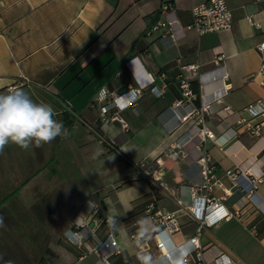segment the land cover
Instances as JSON below:
<instances>
[{
  "label": "crops",
  "instance_id": "0c3cea01",
  "mask_svg": "<svg viewBox=\"0 0 264 264\" xmlns=\"http://www.w3.org/2000/svg\"><path fill=\"white\" fill-rule=\"evenodd\" d=\"M164 1L0 0V94L22 90L34 102L50 104L57 113L54 119L67 129L66 137L41 147L33 144L24 150L9 143L0 153V172L11 169L18 185H31L44 173L70 172L61 157L69 149H87L85 165L78 158L70 161L77 173L70 184L72 195L65 201L71 214L49 226L59 246H52L40 264H142L143 256L159 255L153 235L160 223L150 218L155 212L174 215L178 229L173 241L177 251L187 250L185 241L195 233L196 223L177 200L189 202L183 172L195 173L194 161L205 151L214 160L221 183L211 193L229 212L240 210L242 216L201 231L204 264H264V128L255 136L238 123L242 108L258 99L264 102L262 75L257 73L264 60L256 48L264 42V0H226L232 26L203 34L169 24L161 10ZM168 1L184 27L192 21L191 7L205 0ZM158 20L165 25L152 29ZM170 29L177 40L169 37ZM192 63L199 64L191 78L192 90L200 95L195 104L211 102L212 112L203 122L194 117L169 131L175 119L168 108L182 97V66ZM151 83L164 88L161 96L148 91ZM128 84L146 87L136 105L122 111L129 124L124 131L116 121H99L94 98L101 88L123 92ZM8 86H14L11 92L5 91ZM65 113L70 123H65ZM191 124L213 131L216 142L194 136L178 149L186 155L171 159L167 151L176 148ZM104 155L110 162L101 175L97 159ZM115 156L122 159L116 162ZM147 164L149 170L164 174L166 190L151 181ZM235 165L261 176L255 204L233 189L225 171ZM109 175L103 185L110 188L107 192L100 193L98 185L91 191L80 188L83 179L98 181ZM101 202L105 210H99ZM24 212L21 205L13 207L12 218L30 216ZM84 220L92 235L76 229ZM65 229L76 230L80 243L68 242L62 236ZM109 234L121 251L106 263L95 246ZM133 234L144 238L141 247Z\"/></svg>",
  "mask_w": 264,
  "mask_h": 264
},
{
  "label": "built area",
  "instance_id": "2783aa9c",
  "mask_svg": "<svg viewBox=\"0 0 264 264\" xmlns=\"http://www.w3.org/2000/svg\"><path fill=\"white\" fill-rule=\"evenodd\" d=\"M161 10L169 18V24H178L179 30L181 31L193 30L198 34H203L229 29L232 26V13L226 0H205L195 4L190 9L192 21L184 27L180 26L179 21L174 16L170 1L166 0L162 2ZM160 25H165V23L158 20L152 29H156ZM168 34L171 40H177V35L171 29L168 31ZM256 48L261 53L262 60H264V42L257 44ZM198 67L199 64L195 63L182 66L181 80L179 82L182 97L168 108L172 118L175 119V123L168 128L169 131H172L178 125L192 120L194 117H198L203 122L204 117L212 112L211 102L201 101L199 104H195V101L200 98V95L192 90L191 78L197 75ZM257 73L262 75L261 84L264 85V62H262ZM150 78L153 83V77L150 76ZM152 83L149 84L148 91L155 97L161 96L164 88ZM145 87H135L132 84H128L123 92L101 88L94 98L99 106V121H116L122 130L127 131L129 124L122 116V111L136 105ZM13 88L14 86H8L5 88V91L11 92ZM224 109L228 111L230 106H225ZM238 123L243 125L250 134L260 136L262 128H264V102L258 99L242 108L239 113ZM194 136H198L201 141H204L205 138H209L214 142L217 140V136L213 131L207 130L204 126L198 127L195 124H191L184 134L179 137L176 148L168 150L167 155L173 160H177L179 156H185L186 153H179V150L185 142L191 140ZM195 148L199 150L198 145H195ZM194 164L195 173L189 172V169L183 172L188 181L187 186L190 192V200L188 203H184L182 199L177 200L179 208L196 223L195 233L185 241L189 245V248L184 251H177L178 246L172 238V234L178 229L175 225V217L173 214L155 212L150 215L152 220L160 223V227L153 235L156 250L159 254L154 259L159 260V264H169L170 248H174L176 254L182 255L186 260V264H204L201 245L198 241V235L201 231L214 226L223 219H229L233 216L240 219L242 216L240 210L229 212L220 202V199L211 193L214 187L218 188L221 186L220 180L215 176L216 164L211 155L207 151L200 152ZM141 165L144 166L145 163ZM146 168L151 172V181L154 185L158 184L160 188L166 190L168 186L164 183V174L156 168L149 170L151 166L148 164ZM225 173L233 182V189L245 196L248 202L255 204L254 197L256 196L258 183L261 182V176H256L249 170H243L238 165L227 169ZM76 229L81 230L84 234H93L87 220L77 225ZM66 236L71 242L80 243V235L76 230L68 229ZM132 238L138 244V247L142 246L143 237L138 234H133ZM95 250L106 263L112 255L121 251L117 240L110 236V234L99 245L95 246ZM193 258L194 261H192Z\"/></svg>",
  "mask_w": 264,
  "mask_h": 264
},
{
  "label": "rangeland",
  "instance_id": "374dc122",
  "mask_svg": "<svg viewBox=\"0 0 264 264\" xmlns=\"http://www.w3.org/2000/svg\"><path fill=\"white\" fill-rule=\"evenodd\" d=\"M86 150V146L81 149H73L71 152L69 149L65 158L61 157V164H65L67 169H72L70 172L58 170L57 172L44 173L43 176L37 177L31 185L27 186L17 184V179L14 178L11 169L1 170L0 206L2 204L3 206L0 209V215L4 217L5 227L0 228V255L3 256L0 264H4V261L8 260L13 261V264H40L48 256V251L52 246H59L54 243L58 239L56 235L49 233V226L52 222L63 221L58 218L59 216L66 213L71 214V210L66 208L68 204L65 203L72 195L73 186L70 184L74 183V174L76 173L73 170L74 164L70 161L73 158H78L85 165ZM109 158L108 155H104L97 159L101 175L107 167L104 166L105 163L110 162ZM121 159L119 156H115L116 162ZM51 162L53 163V159ZM109 178L110 175L101 177L98 181L83 179L80 188L82 191H91V186L98 185L100 193L107 192L110 188L103 185L109 182ZM78 180L77 178V183ZM20 205L27 210L22 214L30 216L12 218L13 207ZM65 208L66 210H64ZM38 209L43 213L34 211ZM50 209H56V212H51ZM67 230L65 229L64 233ZM64 233L62 236L71 242Z\"/></svg>",
  "mask_w": 264,
  "mask_h": 264
},
{
  "label": "clouds",
  "instance_id": "9594fccd",
  "mask_svg": "<svg viewBox=\"0 0 264 264\" xmlns=\"http://www.w3.org/2000/svg\"><path fill=\"white\" fill-rule=\"evenodd\" d=\"M56 115L50 104L34 102L22 90L0 94V153L9 143L28 150L33 144L41 147L57 137H66L67 129L62 121L54 119ZM3 227L4 217L0 215V228ZM169 255V264H186L185 258L176 254L174 248L169 249ZM0 260H3L2 255ZM4 264H13V261H4ZM142 264H159V260L145 255Z\"/></svg>",
  "mask_w": 264,
  "mask_h": 264
},
{
  "label": "trees",
  "instance_id": "16d2710c",
  "mask_svg": "<svg viewBox=\"0 0 264 264\" xmlns=\"http://www.w3.org/2000/svg\"><path fill=\"white\" fill-rule=\"evenodd\" d=\"M64 121H65V123H70L72 121V120H69L68 114H66V113L64 114ZM99 210H105V206L102 202L100 203ZM97 212H98V210L96 211V213Z\"/></svg>",
  "mask_w": 264,
  "mask_h": 264
}]
</instances>
